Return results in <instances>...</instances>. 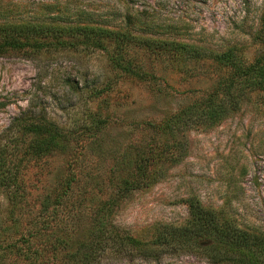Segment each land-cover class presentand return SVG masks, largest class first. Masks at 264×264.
Segmentation results:
<instances>
[{"label":"rangeland","instance_id":"obj_1","mask_svg":"<svg viewBox=\"0 0 264 264\" xmlns=\"http://www.w3.org/2000/svg\"><path fill=\"white\" fill-rule=\"evenodd\" d=\"M263 13L264 0H0V22L94 24L219 55L231 51L246 65L264 52V38H256L262 35ZM45 42L33 55L10 51L0 57V155L17 165L26 205L13 227L0 190V226L6 228L0 264H82L74 258L91 249L97 257L93 264H210L171 245L143 259L126 244L95 243L97 234L110 230L157 250L149 245L156 231L190 223L184 203L189 197L236 225L264 232V91L248 93L218 124L193 125L174 139L148 125L160 126L212 94L233 77L231 67L185 63L132 45L114 50L108 41L107 51H88L74 39ZM126 64L134 74L122 70ZM31 108L61 127L89 131L75 137L69 156L32 155L30 137L18 134L11 144L5 138L11 121ZM177 141L185 156L160 165L162 181L134 192L111 213L97 211L116 194L120 180L133 178L140 149ZM72 177L66 206L41 212V200L63 193ZM99 221L105 228L99 229Z\"/></svg>","mask_w":264,"mask_h":264},{"label":"trees","instance_id":"obj_2","mask_svg":"<svg viewBox=\"0 0 264 264\" xmlns=\"http://www.w3.org/2000/svg\"><path fill=\"white\" fill-rule=\"evenodd\" d=\"M260 23L262 35L261 37L257 36L258 39L264 38V13L260 17ZM50 39L79 40L82 46L89 49L88 51H107L105 42L108 41L113 45L114 50L123 51L124 47L132 45L144 50H154L156 55L167 54L170 58L185 63L204 60L231 67L234 70L233 77L219 84L221 86L216 88L212 94L200 98L184 113L170 117L160 126L148 125L160 135H169L174 139L182 130L193 125L211 127L218 124L238 110L241 100L248 93L264 91V52L252 63L246 65L245 61L243 64L242 60L231 51L219 55L205 47L175 41L142 39L134 36L130 31L110 30L94 24L12 23L4 20L0 22V57L6 56L10 51L25 54L39 52L45 47V41ZM122 70L126 74H134L127 64ZM98 125L99 121H92L90 130L94 133L97 132ZM88 131V129L75 131L61 127L48 119L45 113L36 112L34 108H31L11 121L5 131V134H8L5 138L8 137L6 141L11 144L18 139V134L19 136H28L30 137L28 146L30 154L42 158L64 157L71 155V144L75 137ZM180 149H182L180 141L171 145L163 144L159 147L155 145L145 150L140 149L134 160L133 178L129 181L120 180L116 194L101 204L97 211L111 213L134 192L147 191L154 187L163 180L165 175V170L160 165L178 163L185 156ZM11 152L18 153L15 149ZM11 157L13 156L11 155ZM9 161L8 157L1 158L0 155V190L5 192L6 200L10 206L7 211V222L9 221L13 227H16L21 217L25 215L26 205L23 187L19 184L18 167L17 165L11 166ZM120 169L118 167V170ZM74 181L73 177L67 180L64 183L63 193L56 194L54 198L49 196L43 198L40 211L46 213L66 206L68 197L72 194ZM184 203L187 205L190 223L184 227L164 228L162 231H156L149 245L156 247L157 250L146 249L147 244L136 238L112 235L110 230H103L95 236L96 246L108 243L126 244L130 249L138 251L139 256L143 259H147L158 255L163 246L171 245L174 250L189 251L210 264H264V232L257 233L256 230L236 225L225 214L205 208L195 197L187 198ZM1 226L0 243L6 230ZM105 226L106 223L98 222L99 229L105 228ZM56 244L65 246L67 241L56 239ZM74 259L82 260V264H93L97 257L91 249L88 253H84L81 257L76 256Z\"/></svg>","mask_w":264,"mask_h":264}]
</instances>
